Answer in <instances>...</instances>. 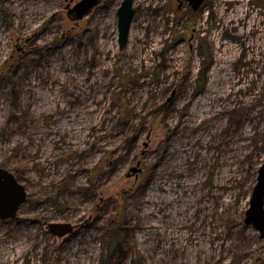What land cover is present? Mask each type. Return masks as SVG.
Instances as JSON below:
<instances>
[{
  "label": "rangeland",
  "instance_id": "rangeland-1",
  "mask_svg": "<svg viewBox=\"0 0 264 264\" xmlns=\"http://www.w3.org/2000/svg\"><path fill=\"white\" fill-rule=\"evenodd\" d=\"M70 1L0 0V167L28 193L0 217V264H264L244 222L264 162V0H207L196 21L134 0L124 49L123 0L79 19ZM219 36L239 43L231 76L214 74Z\"/></svg>",
  "mask_w": 264,
  "mask_h": 264
},
{
  "label": "water",
  "instance_id": "water-1",
  "mask_svg": "<svg viewBox=\"0 0 264 264\" xmlns=\"http://www.w3.org/2000/svg\"><path fill=\"white\" fill-rule=\"evenodd\" d=\"M101 0H80L70 11L75 12L74 19L82 18L88 14L93 7L98 5ZM194 10L200 9L205 0H187ZM134 0H123L118 8L119 25V46L124 49L128 43L131 24L135 10ZM140 168L133 166L132 172L139 171ZM28 196L25 186L17 179L13 172L0 167V217L9 219L17 216L21 204L26 201ZM244 222L253 225L264 237V163L259 169L258 181L255 185L250 207L246 212ZM51 232L58 236H64L74 230V225L70 222H51L48 224Z\"/></svg>",
  "mask_w": 264,
  "mask_h": 264
},
{
  "label": "bare ground",
  "instance_id": "bare-ground-1",
  "mask_svg": "<svg viewBox=\"0 0 264 264\" xmlns=\"http://www.w3.org/2000/svg\"><path fill=\"white\" fill-rule=\"evenodd\" d=\"M217 12L220 16H223L225 14L224 9H222L221 7L219 9H217ZM247 14H248L247 5L245 3H241L240 7L237 8V15L236 16H235V14L231 15L229 18L234 17V18H236V20L246 19L245 17L247 16ZM257 21H258L257 14H254L250 11L249 17H248L247 21L245 22V26L243 28H240L238 33H237L236 39L239 43H242V44L248 43V42H246V39L248 37V33L251 32L252 25H254V23ZM218 34L219 33H216L215 36H217ZM239 43L233 46L230 42L222 41L220 36L217 38V45L219 48H221L222 55L219 56L220 58H217V61H219V63H218L219 66H216L214 68V71H215L214 74L217 71H226L227 70L225 72V74L231 76V73L228 70L227 65L222 64L221 62L230 61V56H227V54H230L231 50H234L239 45ZM249 44L256 46L257 45L256 39H252L251 41L249 40ZM9 247L11 248L13 246L9 245Z\"/></svg>",
  "mask_w": 264,
  "mask_h": 264
},
{
  "label": "flooded vegetation",
  "instance_id": "flooded-vegetation-1",
  "mask_svg": "<svg viewBox=\"0 0 264 264\" xmlns=\"http://www.w3.org/2000/svg\"><path fill=\"white\" fill-rule=\"evenodd\" d=\"M73 0H71L66 6H67V8H68V14H71V15H73L74 16V14H75V12L74 11H70L71 10V8H73V6H71V2H72ZM207 2V0H205V2L202 4V6L205 4ZM77 3V2H76ZM185 5H188V6H190L191 7V9H190V11H189V13H188V15H190V17L192 18V19H194V21H196V17H195V15L198 13V11H199V9L198 10H194L193 9V7H192V5L189 3V1H187V0H178V6L176 7V11H178V10H180L181 9V7H184ZM75 6V5H74ZM201 6V7H202ZM200 7V8H201ZM133 21V20H132ZM264 163V162H263ZM262 163V164H263ZM262 164H261V166H262ZM260 166V167H261ZM260 167H259V169H260ZM259 169H258V175H259ZM257 181H258V177H257ZM257 184V183H256ZM258 230V229H257ZM259 231V230H258ZM259 233H260V231H259ZM260 238H264V237H261V235H260Z\"/></svg>",
  "mask_w": 264,
  "mask_h": 264
}]
</instances>
